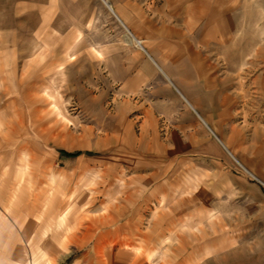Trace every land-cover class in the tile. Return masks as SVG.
Listing matches in <instances>:
<instances>
[{"label":"rangeland","instance_id":"374dc122","mask_svg":"<svg viewBox=\"0 0 264 264\" xmlns=\"http://www.w3.org/2000/svg\"><path fill=\"white\" fill-rule=\"evenodd\" d=\"M131 38L103 0H0V264H264V210L190 155L133 176L141 98L110 65Z\"/></svg>","mask_w":264,"mask_h":264},{"label":"crops","instance_id":"0c3cea01","mask_svg":"<svg viewBox=\"0 0 264 264\" xmlns=\"http://www.w3.org/2000/svg\"><path fill=\"white\" fill-rule=\"evenodd\" d=\"M103 1L132 37L113 47L110 65L120 64L113 75L125 93L141 98L133 176L160 179L156 162L190 155L214 198L239 195L262 212L264 0ZM232 158L255 180L234 174Z\"/></svg>","mask_w":264,"mask_h":264},{"label":"trees","instance_id":"16d2710c","mask_svg":"<svg viewBox=\"0 0 264 264\" xmlns=\"http://www.w3.org/2000/svg\"><path fill=\"white\" fill-rule=\"evenodd\" d=\"M60 154L66 158H75V157L81 156L84 153L83 152H72V153H70V152H66V151H60Z\"/></svg>","mask_w":264,"mask_h":264}]
</instances>
